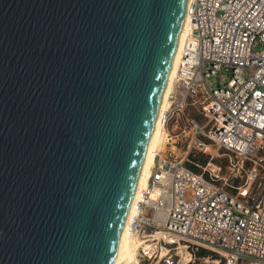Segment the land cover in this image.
I'll list each match as a JSON object with an SVG mask.
<instances>
[{
  "label": "water",
  "instance_id": "water-1",
  "mask_svg": "<svg viewBox=\"0 0 264 264\" xmlns=\"http://www.w3.org/2000/svg\"><path fill=\"white\" fill-rule=\"evenodd\" d=\"M189 0H0V264H113Z\"/></svg>",
  "mask_w": 264,
  "mask_h": 264
},
{
  "label": "built area",
  "instance_id": "built-area-1",
  "mask_svg": "<svg viewBox=\"0 0 264 264\" xmlns=\"http://www.w3.org/2000/svg\"><path fill=\"white\" fill-rule=\"evenodd\" d=\"M187 14L164 146L130 223L137 262L206 250L264 264V0H189Z\"/></svg>",
  "mask_w": 264,
  "mask_h": 264
},
{
  "label": "bare ground",
  "instance_id": "bare-ground-1",
  "mask_svg": "<svg viewBox=\"0 0 264 264\" xmlns=\"http://www.w3.org/2000/svg\"><path fill=\"white\" fill-rule=\"evenodd\" d=\"M189 32H190V21L188 18V14L186 13L182 24V29L180 32L175 56L172 62V67L170 69L169 77L167 80V85L165 87L162 101L160 104L158 116L156 118L154 129L148 145L147 153L145 155V159L140 171L137 188L131 202L126 225L121 235L117 256L113 264H138L137 262L138 247L136 246V243L134 242L130 234V223L132 222L133 217L137 212L138 205L141 202L143 189L147 186L148 181L152 176V171L154 167L153 151L159 148V146L162 144L165 138L166 128L164 127L163 124V115L166 109L169 107L168 98L174 88V79L178 72L180 59L182 58L183 55L182 46Z\"/></svg>",
  "mask_w": 264,
  "mask_h": 264
},
{
  "label": "rangeland",
  "instance_id": "rangeland-1",
  "mask_svg": "<svg viewBox=\"0 0 264 264\" xmlns=\"http://www.w3.org/2000/svg\"><path fill=\"white\" fill-rule=\"evenodd\" d=\"M162 146H164L163 142H162V144L159 147H162ZM221 161H224V157H217L216 158V162L217 163L221 162ZM210 255H211V253H208V256H210ZM217 260H219V258H216V256L211 257L209 260L207 259V257H205V259H199V257H197L195 259V263L194 264H217L216 262H213V261H217Z\"/></svg>",
  "mask_w": 264,
  "mask_h": 264
},
{
  "label": "trees",
  "instance_id": "trees-1",
  "mask_svg": "<svg viewBox=\"0 0 264 264\" xmlns=\"http://www.w3.org/2000/svg\"><path fill=\"white\" fill-rule=\"evenodd\" d=\"M199 256H200V257H207V256H208V251H206V250H201V252L199 253ZM220 264H223V263H220Z\"/></svg>",
  "mask_w": 264,
  "mask_h": 264
}]
</instances>
